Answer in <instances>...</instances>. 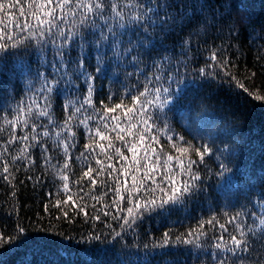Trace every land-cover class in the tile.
<instances>
[{"label": "snow or ice", "instance_id": "snow-or-ice-1", "mask_svg": "<svg viewBox=\"0 0 264 264\" xmlns=\"http://www.w3.org/2000/svg\"><path fill=\"white\" fill-rule=\"evenodd\" d=\"M245 32L264 41L253 0H0V264H264V123L232 103L264 111L231 71ZM25 180L55 189L47 223L21 217ZM198 200L182 233L143 227Z\"/></svg>", "mask_w": 264, "mask_h": 264}, {"label": "trees", "instance_id": "trees-1", "mask_svg": "<svg viewBox=\"0 0 264 264\" xmlns=\"http://www.w3.org/2000/svg\"><path fill=\"white\" fill-rule=\"evenodd\" d=\"M254 8H255V19L259 21L262 17H264V0H253ZM241 45L243 48L244 55L236 58V54L233 52V60L232 63L236 65V67L232 68L231 71L234 75H236L243 83L248 85H254L257 88L264 89V57L261 59H257L259 53L257 49L253 47L254 43H264V41H251L248 37V34L245 32L241 35L240 38ZM75 55V53H73ZM254 72L255 76H251L250 73ZM248 77V78H246ZM101 82H97V87L100 86ZM106 83V81L104 82ZM113 87H116L115 85ZM224 89H227V85H224ZM243 92V90H239ZM245 96L247 94H244ZM64 102V97L58 96L54 101V107L57 111V115H60L62 110V104ZM232 103L241 105L242 109L246 113V123L250 124L254 128L258 130L259 126L264 123V111L260 108L254 107L253 104H247L246 107L243 105V99L237 98L234 94L232 96ZM256 104H260L261 102L256 101ZM178 117L173 118L174 125L179 128V124L177 123ZM19 131V130H18ZM0 138H4V134L0 133ZM162 143H164L162 138ZM84 143L83 137L81 136V144ZM79 169L77 168V172ZM23 173L18 175V178H23ZM211 183V181H210ZM99 187V186H97ZM87 190V189H86ZM7 191L6 186L3 181H0V228H4L5 226L11 227L15 222V216H9V214L4 210L7 206L4 201L8 200L9 197L5 195ZM48 192H52L55 195V189L50 185L45 183L43 186H36L33 188L31 182L25 180V187H22L18 192V196L21 202V205L27 204V208H21V217L27 213L28 216L33 217L35 219L34 213L39 212L42 216H45V223H47L48 213H51L53 216L57 214V208L53 204H49L48 213H45L43 210V206L45 203H48L50 197L48 196ZM75 198V197H74ZM93 203L89 201V205ZM71 205V202H69ZM209 204L208 201H194L192 202L187 211L182 208L175 209L167 218L153 216L151 220L147 221L144 224V228H150L154 235L159 236L166 228H171L173 231L178 233L184 232V230L189 225H195L196 219L200 216L207 217L209 215ZM69 212V216H72V208H67ZM86 211L89 213L92 212L91 206H89ZM181 221V223H173L174 221ZM83 216L75 217L73 223L68 224L63 218L60 221L53 219L54 224H60L61 227H68L73 229V234L76 232L83 231L86 232L90 227L91 222L84 223ZM26 222V221H25ZM99 223V222H97ZM207 228L208 226L205 225ZM229 227H231L229 225ZM65 243H68L65 241ZM72 246L74 248L84 249L87 247H91L90 245L77 244L75 241H72ZM100 247H105V245H100ZM3 249H0L2 252ZM23 253H17L9 257L10 264H16ZM67 259V257H64ZM33 259H36L33 257ZM83 264H87V257L81 256L79 257Z\"/></svg>", "mask_w": 264, "mask_h": 264}]
</instances>
